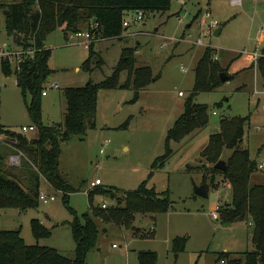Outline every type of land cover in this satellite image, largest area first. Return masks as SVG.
<instances>
[{
	"label": "rangeland",
	"instance_id": "374dc122",
	"mask_svg": "<svg viewBox=\"0 0 264 264\" xmlns=\"http://www.w3.org/2000/svg\"><path fill=\"white\" fill-rule=\"evenodd\" d=\"M16 1L23 0H0V50L12 52L20 49L13 43V34L9 35L8 14H4L7 6ZM37 1L34 10L38 8ZM189 1L184 5L182 0H172L169 11L147 13L139 22L135 21L136 12L127 13L122 39L96 42L89 72L83 68L89 58L85 39L75 38L63 28L46 38L45 45L52 50L49 66L54 71L46 83L49 96L42 98V120L48 126L64 120V90L84 87L89 82L100 84L110 78L125 49L137 50V68L148 66L153 70L154 80L139 91L133 84L126 88L101 90L96 128L88 129L86 135L75 136L61 145V171L78 191L69 196L68 205L78 216L90 212L88 195L91 182L96 179L102 182L99 188L118 189L119 196L147 181L149 187H155L159 192L168 191L172 201L167 213L138 214L135 222L127 228L98 221L101 230L98 243L89 252L86 264H139V252H156V264H223L217 260L225 248L229 249L227 252L239 254L254 250L250 220L223 224L213 216L214 203H218L219 209L232 202L227 182L218 177L216 184L210 186L209 198L197 195L195 186L205 184L204 174L212 168L202 157V152L210 137L220 131L222 118L250 116L240 148L248 149L251 157L258 161L264 160V87L260 74L250 67L257 65L253 52L258 50L261 57L264 56V44L257 47V38L264 30V0L258 4L255 15L256 6L252 1L245 2L243 7L231 6L230 0ZM208 2H213V6ZM208 8L213 12V19L220 24L215 31L221 28L222 33L218 37L214 33L203 37L205 45L201 46L196 44L202 34L201 16L195 17L199 12L204 13L202 9L207 11ZM190 24L193 26L188 27ZM206 48L216 50L217 60L232 78L213 92L197 95L196 103L209 106V124L181 142H171L172 155L163 167L154 169L156 160L166 153L169 130L184 113L185 103L193 94L194 69ZM2 59L0 56V130L23 134L33 140L39 131L27 111L31 96L25 98L17 85L16 63H11L13 74L6 77L2 71ZM128 79L129 71H123L120 84H126ZM137 92L139 98L135 101ZM221 102L223 108L217 107ZM24 126H35L36 130L23 133ZM259 151L262 152L260 155ZM14 153L0 144V155L4 160L0 170H8L10 178H17L24 189L30 190L34 186L30 180L33 172L22 170L23 153L19 152L22 167L7 165ZM232 153V150H226L225 160ZM255 180L252 177L251 183ZM41 193L46 196L57 194V198L47 204L40 201L38 208L24 212L0 211V230L20 229L28 246L38 244L72 257L76 243L69 223L74 215L65 196L56 192L43 178ZM116 203L110 194L95 195L93 202L96 207L107 204V208L116 206ZM34 219L51 230L49 237L39 241L34 238L31 231ZM106 229L108 232H104ZM177 237L186 240V249L179 256L173 252V241Z\"/></svg>",
	"mask_w": 264,
	"mask_h": 264
},
{
	"label": "trees",
	"instance_id": "16d2710c",
	"mask_svg": "<svg viewBox=\"0 0 264 264\" xmlns=\"http://www.w3.org/2000/svg\"><path fill=\"white\" fill-rule=\"evenodd\" d=\"M36 0H23L10 3L6 10L7 30L10 34L19 33L23 39L18 46L27 49L35 45L42 49L33 59H24L17 69H12L11 63L2 59V71L6 77L17 75V85L23 96H31L27 111L39 135L29 140L23 134L0 130L12 140L17 152L25 157L22 170L33 172L30 180V190L22 187L17 178L8 176V170H0V211L36 209L40 203L41 178L56 191L63 193L68 205L71 194L77 193L68 182L60 168L61 145L70 142L75 136H84L88 129L96 128L98 113V95L101 90H113L134 85L137 91L148 86L153 80L151 67H136L135 48H127L117 65L114 74L100 84L89 82L84 87H70L64 90L66 110L64 120L51 126L42 120V98L46 83L54 71L49 66L52 50L45 48L47 36L59 28L65 33L76 34L85 28L91 31L94 41L89 46V58L83 68L91 71V59L95 55V44L100 39H122L125 27V15L129 12L143 11L147 13L167 12L171 8L172 0H38V8L33 6ZM210 1V0H209ZM210 2H208L209 4ZM199 12L195 19L201 16ZM96 20V23H94ZM95 25L92 30L91 26ZM264 52V51H263ZM217 52L213 48H206L203 57L196 65L195 85L193 94L185 103L184 113L169 130L166 140V153L158 158L153 168L163 167L172 155L171 142H181L193 132L205 128L210 122L209 106L198 104L195 98L199 93L213 92L223 85L221 74L226 73L218 60H214ZM103 63V60L100 61ZM254 67V65H252ZM264 87V56L257 63ZM129 71L126 84H120V74ZM228 75V74H227ZM232 76L229 77L231 79ZM139 93H136L135 101ZM224 103L217 107L223 108ZM248 117L231 119L222 118L220 131L210 137L208 146L202 152V157L212 168L206 170L203 182L212 187L217 178L222 177L232 187V202L227 207L218 209L219 219L223 224H234L243 221L253 223L254 250L236 254L221 252L217 262L224 264H264V185H251V178L255 171L251 170L254 161L248 149H241ZM8 143V142H7ZM11 145V143H8ZM232 150V155L226 160L228 170L221 172L214 166L222 159L224 152ZM0 158V165L1 160ZM13 176H18L13 173ZM106 190L97 187L89 191L90 212L78 216L69 207L74 219L69 223L72 230L76 249L72 257H68L58 250L40 245L28 246L19 230H0V264H86L88 254L98 243L100 228L98 221L107 225L130 227L138 214L167 213L172 201L169 192H159L155 187H149L148 182H142L135 190L123 192ZM110 194L117 200L116 206L103 208L94 206L95 195ZM31 231L39 241L50 236L51 230L40 220L31 221ZM186 249V240L177 237L173 241V252L179 256ZM236 255L240 258H236ZM139 264H156V252H139Z\"/></svg>",
	"mask_w": 264,
	"mask_h": 264
},
{
	"label": "built area",
	"instance_id": "2783aa9c",
	"mask_svg": "<svg viewBox=\"0 0 264 264\" xmlns=\"http://www.w3.org/2000/svg\"><path fill=\"white\" fill-rule=\"evenodd\" d=\"M234 3H238V1H235ZM144 17H145L144 12L138 11L136 12L135 21L136 22L142 21ZM200 27L202 28V34H201V37L196 41V44L202 46V45H205L203 41V37L212 35L213 33L215 34V30L219 27V23L213 19V16L211 15L209 11H205L200 17ZM95 28L96 27L93 24L91 26V29L94 30ZM74 37L85 39V44L87 45L88 48L91 45V43L94 41L91 31L89 30L80 31L74 34ZM40 51H42V49L37 48L35 45H33V42H32V47H29L27 49L20 47L19 50H15L12 52L9 49L0 50V56L1 58H3L4 60H7L10 63H16V69H17L20 67V64L24 61V59H33L35 58V55ZM245 53H248V51H245ZM252 56L255 58L254 62L257 64L258 59L261 57V53H259L258 50H256L255 52L252 53ZM217 59H218L217 56H215L214 60H217ZM55 87H57V85ZM47 94H48L47 90H45V92H43V96H46ZM180 95H182V93H180ZM34 130H36L35 126L24 127L23 133H27L29 131H34ZM21 155L22 154L17 155V156L15 155L10 156V159H9L10 165L13 167H20L21 166ZM257 170L260 172H264V160L257 162ZM101 185H102L101 180L96 179L95 181L91 182V190L96 189L97 187ZM56 198H57V194L46 196L40 193V196H39L40 201H43L46 204L52 201H55ZM102 207L105 209L108 206L107 204H103ZM213 216L215 219H219V213L217 210L213 211Z\"/></svg>",
	"mask_w": 264,
	"mask_h": 264
},
{
	"label": "crops",
	"instance_id": "0c3cea01",
	"mask_svg": "<svg viewBox=\"0 0 264 264\" xmlns=\"http://www.w3.org/2000/svg\"><path fill=\"white\" fill-rule=\"evenodd\" d=\"M213 1H215V0H213ZM235 1H238V3H234ZM248 1H252L254 4H255V6H256V8H255V11H254V15L255 14H257V8H258V4L260 3V1L261 0H230V5L231 6H233V5H236V6H241V7H243L244 6V4H245V2H248ZM190 1L189 0H182V3L184 4V5H186L187 3H189ZM207 2V1H206ZM205 2V3H206ZM199 4H200V2H198ZM209 6H213V2H210L209 3ZM211 8V7H210ZM210 8H208V10L207 11H209L210 13H211V15L213 16V12H212V10L210 9ZM202 11L203 12H205V9H202ZM179 17H180V14H179ZM215 20V19H214ZM217 21V20H216ZM218 22V21H217ZM220 25V24H219ZM193 26V24H190L188 27H192ZM220 30H221V32H220V35H221V33H222V29L220 28ZM216 32V31H215ZM262 44H264V30H263V32L259 35V37L257 38V47L258 46H260V45H262ZM45 48H47L46 47V45H45ZM264 50V49H263ZM251 67V69H255V71L258 73V74H260L259 73V71H258V68H257V65H254V67H252V66H250ZM247 69V68H246ZM229 77L230 76H232L231 74H230V72H229V75H228ZM49 95L47 94L46 96H44V97H48ZM24 127H27V126H24ZM23 127V128H24ZM1 135H0V144H2L3 146H5L6 148H8V149H10V150H12V151H14L15 153L14 154H11L10 156H13V155H15V156H17V155H20L19 154V152H17V150H16V148L13 146V144H12V140H10L9 139V137L6 135V134H3V133H0ZM33 139H35V138H33ZM10 142L11 143V145H9L8 143ZM262 148V147H261ZM260 148V149H261ZM260 153H262V152H260L259 151V155H260ZM2 156L0 155V158H1ZM252 158V157H251ZM3 159V158H2ZM1 159V160H2ZM10 159V158H9ZM254 161H256V162H258V160L257 159H254V158H252ZM1 162H4V160H2ZM6 165V164H5ZM4 165V166H5ZM8 166H11L10 165V161L8 162V164H7ZM21 165L23 166V164H22V158H21ZM22 166H20V167H22ZM13 167V166H12ZM19 167V168H20ZM252 177L254 178H256V180L254 181V183L252 182H250L251 183V185L252 186H254V185H264V172H260V171H258L257 169L255 170V172L253 173V175H252ZM252 179V178H251ZM226 187H227V189L228 190H230L231 192H232V187H231V185L229 184V183H227L226 184ZM210 194V193H209ZM212 210L213 211H218V203L216 204V203H214L213 205H212ZM249 222V221H248ZM249 224L251 225V226H253V223H252V221H250L249 222ZM17 230H19V229H17ZM137 230V229H136ZM104 232H108V230L106 229V230H104ZM229 249H227V248H225V250H224V252H227ZM233 253H235V252H233ZM236 254H239V253H236Z\"/></svg>",
	"mask_w": 264,
	"mask_h": 264
},
{
	"label": "water",
	"instance_id": "95a60500",
	"mask_svg": "<svg viewBox=\"0 0 264 264\" xmlns=\"http://www.w3.org/2000/svg\"><path fill=\"white\" fill-rule=\"evenodd\" d=\"M8 13H9L8 10H4V14L7 15ZM94 23H96V20H94ZM220 32H221V30L218 29L215 32V36L216 37L220 36ZM22 39H23V37L19 33H17V32L14 33L13 43L15 45H20L22 43ZM221 80L223 83H226L229 80V76L226 73H222L221 74ZM214 168L221 171V172H226L228 170V163L226 160L222 159L214 166ZM250 169L253 171H255L257 169V162L256 161L252 162ZM195 192L199 196H202L204 198H209L210 185L205 183L201 186H195ZM136 229H137L136 227H133V230H136Z\"/></svg>",
	"mask_w": 264,
	"mask_h": 264
}]
</instances>
